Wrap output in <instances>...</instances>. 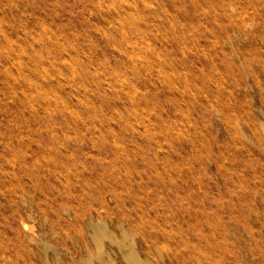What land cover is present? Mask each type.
Masks as SVG:
<instances>
[{
    "label": "rangeland",
    "instance_id": "1",
    "mask_svg": "<svg viewBox=\"0 0 264 264\" xmlns=\"http://www.w3.org/2000/svg\"><path fill=\"white\" fill-rule=\"evenodd\" d=\"M130 249L264 264V0H0V264Z\"/></svg>",
    "mask_w": 264,
    "mask_h": 264
},
{
    "label": "bare ground",
    "instance_id": "2",
    "mask_svg": "<svg viewBox=\"0 0 264 264\" xmlns=\"http://www.w3.org/2000/svg\"><path fill=\"white\" fill-rule=\"evenodd\" d=\"M232 7V6H231ZM132 12V11H131ZM226 13V12H225ZM224 13V14H225ZM111 14V13H110ZM119 16V15H118ZM244 18V17H243ZM239 20V19H238ZM241 20V19H240ZM235 22V21H234ZM238 22V21H237ZM237 22L235 23V24H237ZM246 21H244L243 23H245ZM246 23H248V24H250L249 22H246ZM238 25V24H237ZM251 27V26H250ZM239 29H241V28H239ZM42 71V70H41ZM91 222V221H90ZM91 226L90 227H92L93 228V234L95 235V239H97V240H101L102 238H104V237H110L109 236V232L110 231H108V228H106L105 227V225L100 221V222H98V223H95V222H92L91 224H90ZM123 232V234H124V236L126 237L127 235H126V233L124 232V230L122 231ZM123 236V235H122ZM130 236V235H129ZM111 238V237H110ZM131 238V237H130ZM111 239H113V237L111 238ZM117 240H120V239H117ZM115 242H117L116 240H114ZM122 241V240H121ZM120 241V242H121ZM123 242V241H122ZM46 243V242H45ZM119 243V242H118ZM131 243V242H130ZM134 243V242H133ZM45 245V244H44ZM121 245V244H120ZM48 246V245H47ZM119 246V245H118ZM125 246V245H124ZM122 247V246H121ZM46 248V247H45ZM123 248V247H122ZM128 248V247H127ZM126 248V249H127ZM56 249V248H55ZM102 249V248H101ZM136 252H137V249H136ZM135 252V250L134 249H130L128 252L126 251L125 252V254H124V256H125V258L126 259H128L131 263H133V264H145V262H143L140 258H139V256H138V254ZM100 253V252H99ZM92 260V259H91ZM147 260V259H146ZM149 260V259H148ZM83 261V260H82ZM92 262V261H91ZM83 264H91L89 261L88 262H83ZM149 264H150V261H149Z\"/></svg>",
    "mask_w": 264,
    "mask_h": 264
}]
</instances>
